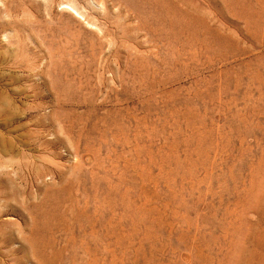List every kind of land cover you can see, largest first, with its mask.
I'll return each instance as SVG.
<instances>
[{
    "label": "rangeland",
    "instance_id": "obj_1",
    "mask_svg": "<svg viewBox=\"0 0 264 264\" xmlns=\"http://www.w3.org/2000/svg\"><path fill=\"white\" fill-rule=\"evenodd\" d=\"M0 264H264V0H0Z\"/></svg>",
    "mask_w": 264,
    "mask_h": 264
}]
</instances>
